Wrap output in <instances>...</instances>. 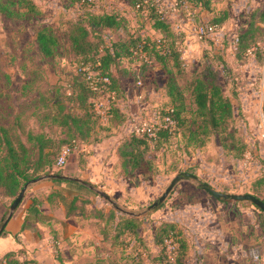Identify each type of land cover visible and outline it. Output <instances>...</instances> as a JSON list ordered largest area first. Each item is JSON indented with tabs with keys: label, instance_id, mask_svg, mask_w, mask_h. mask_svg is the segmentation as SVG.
Masks as SVG:
<instances>
[{
	"label": "rangeland",
	"instance_id": "1",
	"mask_svg": "<svg viewBox=\"0 0 264 264\" xmlns=\"http://www.w3.org/2000/svg\"><path fill=\"white\" fill-rule=\"evenodd\" d=\"M2 1L11 2L13 13L9 15L0 10V126L10 129L13 141L20 139L29 145L32 143L28 139L29 134H42L53 140L54 151L58 153L63 144L77 136L72 143V152L61 168L64 174L77 176L74 174L81 172L77 167L83 166L93 144L105 141L111 143L116 138L119 145L130 133H137V128L142 127L143 123L152 129L149 137H156L155 139L158 138V129H168L166 136H160L158 141L152 140L149 151L140 156L141 165L137 169L131 170L128 167L124 171L122 168V178L121 173L116 172L120 163L111 161L112 173L116 175L106 185L110 193L94 184L125 209L143 212L140 216H134L137 218L135 230L124 229L121 224V228L117 230L122 235L123 243L109 247L105 259L84 255L83 259L80 257L73 261L71 257L74 255L70 254V261L64 262L60 259L62 252L59 244L54 242L53 251L60 264H155L161 252L158 241L165 238L168 230L175 225L173 221L177 222L176 230H181L178 225L185 219L186 208L200 205L206 200H210L207 208L213 210V217L238 222L241 226L255 221L258 223L256 232L264 235V224L261 221L264 219V212L260 208L250 201H222L208 194L200 185L203 181L219 191L249 192L264 200V14L260 10L264 8V0H212L211 10L208 11L189 7L173 11L175 0H161V6L173 15L175 31L184 33V72L181 73L173 62L161 59L155 52L149 54L148 60L144 61L138 55L114 50L118 55L109 70L118 78L121 90L113 102L116 106L109 111L106 119L91 120L89 126L82 127L76 133L64 122V115H67L65 110L68 108L65 98L69 95L71 84L76 81L78 62L64 35L68 27L66 21L85 13L108 10L106 5L109 0H97L92 7L80 0H34L35 9L32 11L19 0ZM113 3L127 15L129 26L108 32L107 41L101 44L105 48L120 37H131L132 34L153 38L160 36L152 28L146 12L129 5V8L124 6L123 0H113ZM228 7L230 14L225 23L215 25V30L200 37L197 33L199 27L212 18L214 13L219 15ZM251 23L256 25V29L253 28L255 38L245 51V60H241L236 56L239 51L237 35ZM44 27L57 39L50 55L43 54L38 46L37 36ZM254 46L256 48L249 52ZM218 52L223 54L233 71V77L222 71L220 81L229 95H232L234 86L236 88L237 95L233 99L234 116L226 131L205 135L195 111L191 81L204 71L210 61L219 68L222 67L213 58ZM89 66L93 71L101 72L97 64ZM169 78L174 80L183 95V99L179 95L175 99L181 108L183 119L178 126L175 121L168 124L163 117L164 111L171 105L167 94ZM73 88L76 92L81 90L77 82ZM256 93L262 95V102H256ZM230 132L245 143L243 152L238 149V141L232 142ZM56 167L53 160L55 171ZM186 172L196 174L200 180L183 177L160 208L148 210L172 179L177 174ZM37 174L43 175L46 171L41 168ZM99 176L107 178L103 170H99ZM53 183L55 189L68 198L69 194L76 191L75 187L67 183ZM37 184L28 188L23 199ZM86 192L81 196L84 200L81 204L79 202L80 205L98 200L105 210L120 212L95 191ZM9 201L10 198L0 189V225L8 213ZM194 210L200 209L194 207ZM193 215L194 218L205 219L206 214ZM241 226L239 227L242 228ZM2 237L3 235L0 236L1 253L12 248L2 241ZM253 247L252 251L261 250L262 242ZM189 258L193 259L191 255ZM247 261L254 264L252 255ZM208 262L213 264L212 261ZM34 263L39 264L37 260ZM47 264L56 262L47 261Z\"/></svg>",
	"mask_w": 264,
	"mask_h": 264
},
{
	"label": "trees",
	"instance_id": "2",
	"mask_svg": "<svg viewBox=\"0 0 264 264\" xmlns=\"http://www.w3.org/2000/svg\"><path fill=\"white\" fill-rule=\"evenodd\" d=\"M20 1L24 6H28L30 11L35 9L34 0H19V2ZM125 1L133 8L139 4V7L135 9L147 13L152 28L160 34V36L153 38L150 36L132 34L133 36L131 35V37H120V39L112 42L111 45L105 48L101 44L103 41H107L106 37L108 36V32L112 29L122 30L129 26L127 15L123 12L102 10L97 13H85L79 15L75 19H68L66 21L68 27L66 28L67 32L64 35L70 44L71 53L78 61L76 67V81H73L71 84L69 95L65 98L68 108L65 110L67 111V115H64V122L65 124H68L70 129L72 128L73 133H76V131L80 130L82 127L89 126L91 120L97 121L101 118L96 112L94 102L92 101L94 96L101 94V91L95 92L91 89L89 80L86 78V72L84 73V71L79 70L81 66H87L89 64H97L100 66L101 72L99 73L101 75H107L111 79L110 89L116 92L115 97L118 96V93H120L121 90L118 78H116L113 72L109 70L111 63L115 61L116 55H118L114 50H124L126 51L125 53L132 54V48H139L142 46L143 49L147 51L148 56L155 52V54H158V57L161 59L173 62L177 67V70L181 73L184 72V60L182 58L184 33H177L175 31L174 22L170 12H166V9H164L161 4L152 0H148L147 2L145 0ZM183 2L177 1L179 9L189 7L190 9L198 8L200 11L211 10L212 0H183ZM10 5V1L4 2L0 0V10L9 15L13 13ZM260 10L262 14H264V8L262 7ZM229 14V7L224 9L219 15H215L214 13L215 16L213 15V17L207 22H204L203 26L223 25ZM253 28L256 29V25L251 23L247 29L239 32L237 35L239 39V51L236 53V56L237 58H241V60H245V51L255 38V31ZM37 41L40 51L45 55H50L57 44V39L47 27L40 29ZM113 52H115V54ZM213 58L214 60L216 59L222 67L219 68L213 61H210L204 71L200 75L194 76L191 81L192 96L196 105L195 111L200 118V126L205 135H209L213 132H224L228 129V124L232 122L234 116L233 99L237 95L235 86L231 92L232 95H229L225 92L220 81L222 71L233 77V71L229 63L224 58L223 54H219V52L215 53ZM76 82L81 88L78 92L73 88ZM167 94L170 97L171 105L168 110L164 111L163 117H170L178 126L183 119L181 108L175 102V99L178 95L179 98L183 99V95L179 88L176 87L172 78H169L168 80ZM114 101L115 99L111 103L110 111L114 110V107L116 106L113 103ZM87 130H89V128H87ZM85 133H88V131H85ZM157 134L158 138L162 135L166 136L168 134V129L160 128L158 129ZM229 135L233 138V143L236 141L239 142L240 147L238 149H241V152H243L245 143L241 142L233 133L230 132ZM76 138L78 137L76 136L71 141L63 144L60 147L59 152L56 153L52 145L53 140L46 138L42 134H29L28 139L32 143L28 145L26 141L20 139L17 142L13 141L10 129L0 126V189H2L4 194L10 198L7 206L9 207L11 205L25 183L30 179L40 176L37 173L41 168L46 171V174H64L61 170L63 166H57L56 171L53 169V160H55L57 165V160L62 148L66 144H72L73 141H76ZM155 138L156 137H149V131H145L142 134L135 132L130 133L116 149L121 168H123L124 171H126L128 167L131 170L137 169L141 165L140 156L142 153L146 154V152L149 151L152 140ZM240 155H242V153ZM184 177H192L196 179V174L186 172ZM52 181L60 183L64 182L69 186L76 188V191L73 193L71 192L72 195H68L69 198L63 195V193H59L58 190L53 192V195L59 197L67 205V215H72V213L79 208L86 210V206L90 202H86L88 204L85 203V205H80L84 200L81 196L87 193L86 190L92 192L90 189L83 184L72 180L52 179ZM253 195L259 198L256 194ZM220 200L233 201L231 199ZM161 206L162 204L160 203L155 207V210ZM96 213L103 215L101 209L96 210ZM114 216L116 217L114 218ZM136 221L137 218L134 216L120 212L118 213L114 209H110L106 219L104 234L111 237V243L113 246L121 245L123 243L121 241L122 235L117 229H120L122 224L124 225V229L132 228L135 230ZM261 221L264 224V219ZM173 223L177 225V222L173 221ZM175 225H172L168 230L169 232L165 238L158 241V244L161 245V252L155 264H192L188 260L189 249L191 246L189 233L183 224L178 225L181 230H176ZM114 231L115 233H113ZM167 242H170L173 246L172 258H170L167 251ZM15 254L16 251L7 252L0 258V264L5 260L11 263L34 262L33 259L16 258L14 256Z\"/></svg>",
	"mask_w": 264,
	"mask_h": 264
},
{
	"label": "crops",
	"instance_id": "3",
	"mask_svg": "<svg viewBox=\"0 0 264 264\" xmlns=\"http://www.w3.org/2000/svg\"><path fill=\"white\" fill-rule=\"evenodd\" d=\"M123 2L124 6L128 7L129 4L125 0ZM106 8L122 12L114 5L113 0L107 1ZM188 38L189 36L186 40ZM261 96L256 93V98L259 99H255L256 102L261 101ZM110 142H97L90 146L83 166L77 167L81 172L74 174L106 191L107 183L116 175L112 173L111 161L119 164L116 153L117 139ZM99 170H103L107 178L102 179ZM116 170L117 173H121L122 178L120 164ZM53 182L55 181H42L22 200L2 233V241L12 248L0 252V258L9 251H16L14 255L16 258L37 260L39 264H47V261L60 264L58 256L53 251L55 242L59 244L62 252L60 259L64 262L70 261L68 259L70 254L74 255L71 257L73 261L79 260L80 257L83 259L84 255L105 259L108 255L107 249L113 246L111 237L104 234L110 209L105 210L97 200L88 204L86 210L79 208L72 215H67V205L53 195L56 191ZM209 203L210 200H206L205 203L188 205L186 208L182 224L188 231L191 241L188 260L192 264H210L208 261H212L213 264H249L247 259L251 256L253 245L262 242L261 248L264 249V235L256 232L258 223L253 221L251 224L241 226L238 222L213 217L211 215L213 210L207 208ZM194 207L200 210H194ZM98 209L102 210L103 215L96 213ZM192 212L207 216L205 215V219H197ZM212 224L213 226H210ZM189 255L193 259H190Z\"/></svg>",
	"mask_w": 264,
	"mask_h": 264
},
{
	"label": "built area",
	"instance_id": "4",
	"mask_svg": "<svg viewBox=\"0 0 264 264\" xmlns=\"http://www.w3.org/2000/svg\"><path fill=\"white\" fill-rule=\"evenodd\" d=\"M81 3L87 5L88 7H92L95 5L97 0H80ZM146 2L148 0H145ZM156 3L161 4V0H152ZM177 1H181L183 2V0H175V4L172 6V10H179V7L177 6ZM184 3V2H183ZM139 4L136 5L135 8H138ZM170 15L173 16L170 12ZM217 26V25H216ZM216 26H200L197 33L200 35V37L206 36L208 35V33H210L211 31L216 29ZM259 45V43H258ZM256 48V46H254L253 48H251L249 50V52H252L254 49ZM132 55H138L141 59H143L144 61L148 60V53L146 50L143 49L142 46H140L139 48H132L131 49ZM80 71H84V73L86 74V78L87 80H89V83L91 85V89L95 92H99L101 91V94H99L98 96H94L92 101L94 102V108L96 110V112L100 115L101 119H106L107 114L110 111V106L112 101L115 99L116 96V92L114 90L110 89V85H111V79L109 76L107 75H101L99 72H95L93 71L89 65L87 66H81L79 68ZM264 107V106H263ZM166 121L168 124L173 123V120L170 117H165ZM144 125L140 128H137V133L139 134L140 132H145V131H149V134H152V129L149 127H146V123H143ZM264 126V118H263V124ZM168 125H165V127H167ZM74 142V141H73ZM72 147L73 144H66L59 155V158L57 160V166L62 167L64 166V164L66 163V159L67 157L70 155V153L72 152ZM168 246H167V251L168 254L170 256V258H172V250H173V246L170 242H167ZM251 255L254 258V262L255 264H264V249L258 250L255 249L253 251H251ZM1 264H36L32 261L25 263V262H15V263H11L8 262L7 260L3 261Z\"/></svg>",
	"mask_w": 264,
	"mask_h": 264
},
{
	"label": "water",
	"instance_id": "5",
	"mask_svg": "<svg viewBox=\"0 0 264 264\" xmlns=\"http://www.w3.org/2000/svg\"><path fill=\"white\" fill-rule=\"evenodd\" d=\"M186 175V173H179L177 174L168 187L165 189V191L162 193V195L154 201L152 205L148 207V210H151L152 208L157 207L160 203L164 202L165 199L169 196L171 191L174 189L175 185L183 179V177ZM52 179H63V180H72L78 183L83 184L87 188L91 189L92 191H95L98 195L103 197L105 200H107L116 210L130 216H140L143 212H136V211H131L128 209H125L122 207L116 200H114L108 193L105 191L99 189L95 185L87 182L85 179L79 176H73V175H68V174H56V173H49V174H43L38 177H35L33 179H30L25 185L22 187V189L19 191L13 202L8 208V213L3 221V223L0 225V236L2 232L4 231L8 221L11 219L13 216L14 212L22 202L28 188L34 184H37L41 181L45 180H52ZM196 179L200 180L197 176ZM201 187L204 189L208 194L212 195L213 197L217 199H231L233 201H250L254 205H256L258 208H260L264 212V201L256 196H254L251 193H227L223 191H219L217 189H214L213 187L207 185L205 182H201Z\"/></svg>",
	"mask_w": 264,
	"mask_h": 264
}]
</instances>
